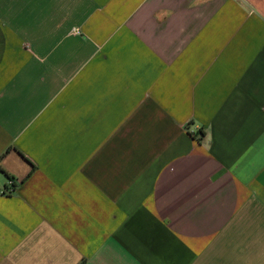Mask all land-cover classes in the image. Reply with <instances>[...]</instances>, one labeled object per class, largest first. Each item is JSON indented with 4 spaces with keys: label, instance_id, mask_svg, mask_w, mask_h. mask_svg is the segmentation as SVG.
Segmentation results:
<instances>
[{
    "label": "crops",
    "instance_id": "crops-1",
    "mask_svg": "<svg viewBox=\"0 0 264 264\" xmlns=\"http://www.w3.org/2000/svg\"><path fill=\"white\" fill-rule=\"evenodd\" d=\"M0 264H264V0H0Z\"/></svg>",
    "mask_w": 264,
    "mask_h": 264
},
{
    "label": "trees",
    "instance_id": "trees-1",
    "mask_svg": "<svg viewBox=\"0 0 264 264\" xmlns=\"http://www.w3.org/2000/svg\"><path fill=\"white\" fill-rule=\"evenodd\" d=\"M8 182H11V183H12V186H11V188H12L13 186H15V185H14V181H13V179H12V178L8 177Z\"/></svg>",
    "mask_w": 264,
    "mask_h": 264
},
{
    "label": "built area",
    "instance_id": "built-area-1",
    "mask_svg": "<svg viewBox=\"0 0 264 264\" xmlns=\"http://www.w3.org/2000/svg\"><path fill=\"white\" fill-rule=\"evenodd\" d=\"M11 184V182H9Z\"/></svg>",
    "mask_w": 264,
    "mask_h": 264
}]
</instances>
